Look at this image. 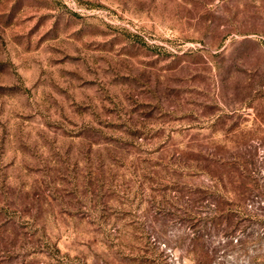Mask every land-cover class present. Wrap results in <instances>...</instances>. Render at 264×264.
Instances as JSON below:
<instances>
[{
    "label": "rangeland",
    "instance_id": "rangeland-1",
    "mask_svg": "<svg viewBox=\"0 0 264 264\" xmlns=\"http://www.w3.org/2000/svg\"><path fill=\"white\" fill-rule=\"evenodd\" d=\"M0 264H264V0H0Z\"/></svg>",
    "mask_w": 264,
    "mask_h": 264
}]
</instances>
